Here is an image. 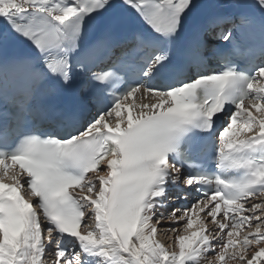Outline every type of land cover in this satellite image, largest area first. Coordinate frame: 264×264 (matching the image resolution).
I'll return each instance as SVG.
<instances>
[{
  "label": "snow or ice",
  "instance_id": "obj_1",
  "mask_svg": "<svg viewBox=\"0 0 264 264\" xmlns=\"http://www.w3.org/2000/svg\"><path fill=\"white\" fill-rule=\"evenodd\" d=\"M0 264H264V0H0Z\"/></svg>",
  "mask_w": 264,
  "mask_h": 264
},
{
  "label": "bare ground",
  "instance_id": "obj_2",
  "mask_svg": "<svg viewBox=\"0 0 264 264\" xmlns=\"http://www.w3.org/2000/svg\"><path fill=\"white\" fill-rule=\"evenodd\" d=\"M169 234H170V233H168V232L165 231V230H161V231H160V235H161V238H163V240H165ZM158 238H159V237H158ZM166 242L168 243V242H170V241L167 239ZM170 243H171V242H170Z\"/></svg>",
  "mask_w": 264,
  "mask_h": 264
},
{
  "label": "rangeland",
  "instance_id": "obj_3",
  "mask_svg": "<svg viewBox=\"0 0 264 264\" xmlns=\"http://www.w3.org/2000/svg\"><path fill=\"white\" fill-rule=\"evenodd\" d=\"M165 223L167 224V223H169V222H168V221H165ZM158 237H159V238H158ZM158 237H157V238H158V239H159L161 242H163L164 244H166V245H167V244H169V243H170V242H168V243L166 242V241H167V238H166L165 240H163V238H161V235H160V233L158 234Z\"/></svg>",
  "mask_w": 264,
  "mask_h": 264
}]
</instances>
